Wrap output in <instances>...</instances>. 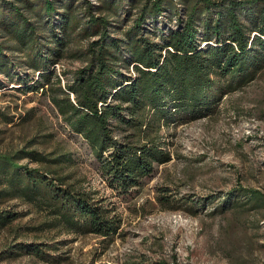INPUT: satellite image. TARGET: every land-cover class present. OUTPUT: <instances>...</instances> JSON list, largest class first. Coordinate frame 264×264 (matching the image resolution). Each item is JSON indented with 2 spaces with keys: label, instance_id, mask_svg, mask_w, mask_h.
Here are the masks:
<instances>
[{
  "label": "trees",
  "instance_id": "obj_1",
  "mask_svg": "<svg viewBox=\"0 0 264 264\" xmlns=\"http://www.w3.org/2000/svg\"><path fill=\"white\" fill-rule=\"evenodd\" d=\"M65 59L81 64L58 70ZM263 71L264 0H0V90L46 95L125 198L172 159L163 130L177 113L214 112ZM36 142L0 151V202L19 200L52 226L115 240L123 218L83 185L74 154ZM229 193L264 202L258 189ZM158 199L171 205L169 196ZM26 214L0 210V229ZM62 243L17 242L0 258L60 264L66 258L53 253Z\"/></svg>",
  "mask_w": 264,
  "mask_h": 264
},
{
  "label": "rangeland",
  "instance_id": "obj_2",
  "mask_svg": "<svg viewBox=\"0 0 264 264\" xmlns=\"http://www.w3.org/2000/svg\"><path fill=\"white\" fill-rule=\"evenodd\" d=\"M80 64L65 59L57 69ZM163 133L172 159L156 164L142 187L125 198L46 95L0 90V151L36 138L38 150L72 152L83 185L107 196L123 218L122 233L108 243L52 226L45 212L19 200L0 202V210L27 212L0 229V254L17 242L63 241L53 253L66 258L60 264H264V202L229 193L239 186L264 192V71L214 112L177 113ZM159 195L171 197V205L160 203ZM0 264L51 263L23 254L0 258Z\"/></svg>",
  "mask_w": 264,
  "mask_h": 264
}]
</instances>
